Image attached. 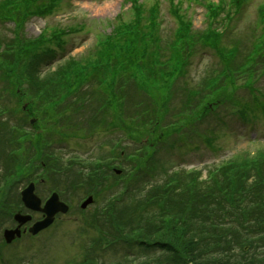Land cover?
Masks as SVG:
<instances>
[{
    "label": "trees",
    "instance_id": "16d2710c",
    "mask_svg": "<svg viewBox=\"0 0 264 264\" xmlns=\"http://www.w3.org/2000/svg\"><path fill=\"white\" fill-rule=\"evenodd\" d=\"M61 2L0 0V22L12 24L11 37H3L0 33V84L4 85L5 93L15 94L18 88L34 99L44 101L43 113L51 117L64 114L65 108L75 100L98 101V105L107 103L115 114H120L126 96L124 88L137 89L136 92H139L142 86H156V80L162 74H167L162 70L158 56L152 54V45L155 46L154 41L158 40L156 24L151 21L144 31L139 22L143 12L140 6H135L134 20L117 27L116 31L120 34L102 43L93 51V56L69 58L54 70L41 75V67L54 55L50 47L56 45L60 48L64 44V37L75 32V29H58L50 34L43 30L37 37L28 38L24 35V27L32 17L51 15ZM151 12L157 13V8L151 9ZM178 20L180 25L176 36L179 40L168 46V59L181 64L187 60L188 54V51L181 50L192 35L188 33L187 24L180 18ZM145 35H149L150 39ZM199 36L216 45L215 38L221 35L201 33ZM149 40L151 42L148 43ZM222 61L225 65L223 69L227 72L226 78L231 79L240 70L241 64L234 62L233 58L223 57ZM144 96L145 103L150 104L148 114H159L160 108L169 102L152 98L148 93ZM12 112L6 108L0 109V114ZM39 120L41 122L42 118ZM19 126L13 128L1 123L0 143L3 148L6 144L13 146L15 143L18 148L10 147V154L3 157L5 169L0 183L5 180L13 186L29 181L34 167L43 169L40 159H48L42 161L50 173L61 171L60 164L58 166L60 159L44 154L45 142L42 137L29 139L26 135H15L21 131ZM130 136L135 137L133 134ZM27 141L28 150L32 148L39 152V157L35 155L29 159L24 148ZM74 163L75 160H70L65 166L71 167ZM86 167H89L88 173H75L79 180L74 188L83 186L89 188L90 193L95 191V194H99L104 185V179L101 178L105 176L104 171H101V161L87 164ZM139 168L140 164L134 167L133 176L140 174ZM142 168L144 171L150 170L151 165L142 164ZM222 175H214L207 185L196 178L177 173L174 178L168 176L167 187L153 185L142 192L139 199L125 203L126 206L121 205L117 197L109 204V212L101 218L102 226H110L108 234L114 242L132 240L123 238L121 234L124 225L121 222L127 216L128 227L133 229L129 230L135 232L133 241L141 255L151 256L148 254L152 251L165 255L162 259H153L154 264H248L256 256L258 260L263 259L260 262L264 264V163L259 159L248 160L236 167L233 165ZM172 190L174 193L179 191L178 195L172 196ZM164 199L167 203L159 204ZM9 200L7 195H2L0 212L4 206H9ZM119 204L121 207L117 206ZM152 207H156V211H151ZM157 234L167 238L153 239L152 236ZM218 241H221V246L217 244ZM207 246H211L209 251ZM209 252L210 256L207 254ZM152 261L146 262L149 264Z\"/></svg>",
    "mask_w": 264,
    "mask_h": 264
},
{
    "label": "rangeland",
    "instance_id": "374dc122",
    "mask_svg": "<svg viewBox=\"0 0 264 264\" xmlns=\"http://www.w3.org/2000/svg\"><path fill=\"white\" fill-rule=\"evenodd\" d=\"M210 1L212 0H172V2L179 3V13L182 15L183 21L189 20L191 22V30L193 31L199 29H203L204 31L207 30L206 28L209 20L206 18L207 15L204 4ZM140 2L142 3L141 10L143 11L139 21L141 27L149 22L146 17L150 10L148 8L153 6L154 3L159 8V19L156 20L158 23L156 28L158 29L155 34L157 37L160 36L162 40L161 46L164 45L166 47V43L174 39V32L177 28L175 18L170 11L172 9L170 7L171 1L139 0L138 3ZM219 2H221V0H219ZM246 2L247 4L240 14V17L231 22L235 25L237 24L234 31L230 34L228 39L223 37V39L221 38L220 40L221 47L224 50L231 47L237 48L238 54L234 61L240 63L243 62L244 55L250 50V45L256 35H254L253 29L259 12L258 9L259 6L264 5V0H246ZM129 6L130 3L128 0H63L52 15L44 19L33 18L29 20L25 27V36L28 38L35 37L44 29L48 31V33L53 29H66L68 27H70V29L79 30L78 33L64 37V43L66 44L63 45L62 49L56 51L58 56H56V59H58H55L56 61L51 65L44 66L42 69L43 73L47 74L50 69H54L56 66L62 64L64 61H58L60 56H65L66 59H82L93 56V51L96 49L95 47L98 43L97 36L112 34L113 27L120 24L121 21L126 22V24L131 23L133 14ZM225 11L224 9L217 16L216 21L213 23L215 27H218L219 24L216 23L223 19L222 17ZM119 13L120 17H116ZM79 25H83V28H78ZM10 28V25L0 23V33L3 37H11ZM193 51L189 64L185 67L186 72H184V75L178 78L174 84L172 101L170 103L172 108L182 105L189 91H200L199 89L204 81L208 77L214 76L211 71H213V69H219L218 57L214 54L213 49L205 45L201 47V45L197 44L193 47ZM257 69L256 73L250 76L251 80L253 79L254 82L253 92H251V89L246 85L247 78L245 75L235 80L236 86L239 88L235 98H237L239 102H247L249 106L251 105L253 108L252 111L248 109V119L242 120L238 119L235 115H231L232 113L224 106L225 101L223 99V93H220L218 97L216 96L219 101L216 104L217 107L215 111L209 114L210 118L207 123L200 121V123L191 125L186 114L183 115V119L180 117L173 119L172 116H167L162 122V126L164 127L166 124H170L174 121L179 125L180 131H170L166 139H168L172 133L179 132L178 137L181 140L183 139V144L181 145L176 143L174 146L172 142V146H166L168 149H165L166 147L162 148L161 151L153 155H147L146 153V156L143 157V151H140L141 146L135 141V138H126V141L124 135L129 132L132 134V131L138 126V123L142 124V118L144 116L138 118L134 123L133 121L130 122L129 120H125V118L119 120L117 126L119 135L121 134L126 141H123L122 145L124 146L121 150L122 152H127L129 159L126 162L124 161V166L117 165V162H119L118 159L111 161V166L104 168L103 171L112 173L111 169L114 166L116 168H121L123 170V175L120 179L110 177L109 184L104 182L105 186H109L108 189L94 195L93 205L84 211L79 209V205L83 200L82 198L91 190L83 186L74 188L75 183H78L79 180L78 177H75L74 172H78L77 168L80 166V162L76 161L71 167H68L65 166V160L74 157L91 161V157H97L104 152L107 154L109 150L108 147H106L107 149L104 147V151H101L98 147V143L100 140L104 141L110 137L115 138L114 133L111 136L109 133H112L111 130H117V127L115 126L111 128V130L108 128L109 131L103 129L100 134L96 133L97 128L94 131L86 132L84 129H89L90 127L87 125L90 119H88L87 123H84L89 117L90 111L88 108L74 112V114H65L63 117L64 120L57 121V124L51 123V129L55 130V128L59 126V128L56 129L60 130L63 135L69 131H73L77 138H66L67 142L64 143L65 145H54V148L56 147L54 150L56 155L63 157L58 163V166L59 164L61 166V171L49 174L47 182L38 186L37 193L42 199H45L44 197L47 195L49 188L60 189L64 192V194L62 193L63 198L71 206V211L65 216L60 217L46 232L44 231L34 238H29L26 234L19 241L8 246H3L2 231L5 228L15 226L12 221L7 220L8 216H10V212L12 211L13 213L20 207L18 193L24 185H22L23 182H21L12 186L7 184V181L1 180L0 200L3 194L7 195L11 205L9 204V206L0 212L3 219V222L0 223V264H74L75 261H80L83 257L89 258L91 253L86 250V246L88 244L90 245L91 241L94 239H98L100 244L96 245L94 247L95 250L92 251L93 256L97 259L95 264H142V262L143 264H147L148 262L146 261L165 257L163 253L153 251L148 254L151 256L145 255L146 257H144L141 255V252H139L140 250L134 246L135 241L133 240H135V237L133 238V236H135V232H130V230L133 229L128 227L129 220L127 216L123 217L124 221L121 222L124 223L121 234L123 238H132V240H120L115 244L112 243L113 241H109L107 244L104 243L106 240L102 237L101 228H90L89 220L92 218L90 215L95 213L96 208L108 204L107 201L109 199H112L113 202L117 196H120L118 198V201H120L119 203L126 206L125 203L128 204L129 201H133V199L140 198L143 195H138L140 191H145L149 186L161 183L165 180L164 173L169 175L175 171L183 169L191 170L194 168L200 171V177L204 180L208 171L217 167L222 162L232 158H238L240 155H258L259 161L261 160L264 163V154L262 152L264 150V71L262 72L259 66H257ZM230 89L231 88L224 90V92H229ZM258 90H260V92H258ZM232 94L234 93L232 92ZM256 94H260V98L252 99L256 97ZM27 99H30V97H25L23 101ZM142 99L143 98H136L133 101L128 100V103L122 105L120 114H124L126 117L128 116L129 119L131 117L133 118L134 114H131V104H138L139 100ZM73 106L74 104L70 105V107ZM219 106L220 108H218ZM123 111L126 113H123ZM128 111L129 113H127ZM20 112L21 111H17L16 115L20 114ZM224 112L225 114H223ZM114 115L115 114H109V119L112 120L111 117ZM218 116H221L222 121L217 119ZM90 117L94 118L93 115ZM0 122L6 123L8 120L6 118H1ZM99 128L102 130V127ZM207 128L212 136L214 135L215 140L212 144L213 149L208 148L203 141L204 136H202L201 131ZM23 130L27 132L28 125H26ZM15 135L20 136V133H16ZM79 135H83V138L79 139ZM58 137L56 135V138ZM172 137H175V135ZM116 150L121 151L119 148ZM89 151H91V153ZM136 153H138V155ZM4 156L5 153H3L0 148V158ZM137 164H141L140 170L142 169V164H150L151 167H153V171L149 174L144 172L133 176L135 173L133 169ZM87 168L89 169V167ZM4 169L5 164L0 162V173H3ZM162 169H165V171L162 172ZM110 175L111 174H109V176ZM129 175H131V179ZM178 192L179 191H175L174 193L172 190L171 194L173 193L172 196H176ZM132 195L138 196L130 199L129 197ZM122 198L123 200H121ZM118 201L116 202L118 203ZM166 203L167 201L164 199L160 201L159 204L162 205ZM120 204L117 206L121 207ZM169 204H172V202ZM151 211H156V207H152ZM37 218L38 216H35L34 219ZM123 232L126 234L123 235ZM152 237L153 239L167 238V236H160L159 234ZM217 244L221 246V241H218ZM210 248L211 246H207L208 251ZM247 249L249 250L250 247L247 246ZM210 252L207 253L209 256L211 255ZM260 261H263V259L258 260L256 256L255 259L251 260L248 264H261L262 262ZM153 262L154 260L149 264H154Z\"/></svg>",
    "mask_w": 264,
    "mask_h": 264
},
{
    "label": "water",
    "instance_id": "95a60500",
    "mask_svg": "<svg viewBox=\"0 0 264 264\" xmlns=\"http://www.w3.org/2000/svg\"><path fill=\"white\" fill-rule=\"evenodd\" d=\"M21 200L24 204V206L30 210L33 211H41L45 214V218L33 225V227L30 229L31 233H36L39 230L45 228L48 226L54 218V215L57 212H66L67 211V206L64 205L63 203L58 201L57 195L52 194V196L45 202L44 206L41 208L40 207V199L37 198L33 194V185H29L26 189H24L21 193ZM92 199L89 197L83 204L82 207H85L89 202H91ZM15 220L19 223V225L25 223L30 219V216L28 215H15ZM16 233L19 235L18 230L16 229L15 231H9L5 233V236L8 240H11L12 234Z\"/></svg>",
    "mask_w": 264,
    "mask_h": 264
}]
</instances>
